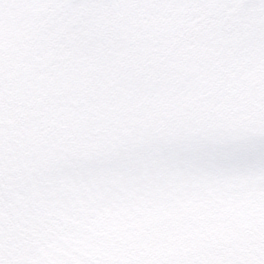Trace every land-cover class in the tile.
<instances>
[{"label":"snow or ice","instance_id":"6c2138e0","mask_svg":"<svg viewBox=\"0 0 264 264\" xmlns=\"http://www.w3.org/2000/svg\"><path fill=\"white\" fill-rule=\"evenodd\" d=\"M0 264H264V0H0Z\"/></svg>","mask_w":264,"mask_h":264}]
</instances>
